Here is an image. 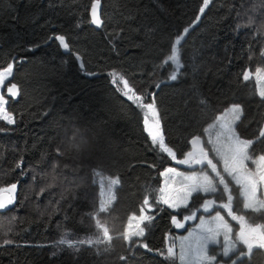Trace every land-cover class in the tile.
Returning a JSON list of instances; mask_svg holds the SVG:
<instances>
[{
  "label": "trees",
  "instance_id": "1",
  "mask_svg": "<svg viewBox=\"0 0 264 264\" xmlns=\"http://www.w3.org/2000/svg\"><path fill=\"white\" fill-rule=\"evenodd\" d=\"M92 1L0 0V68L13 63L4 93L15 121L0 119V187L17 185L14 204L0 211V264H172L161 254L178 232L172 216L182 219L205 198L223 197L219 190L200 193L198 202L189 201L191 211L153 204L144 237L134 238L140 244L129 245L122 238L127 220L146 196L150 203L159 198L161 171L177 165L191 150L190 138L202 139L207 123L231 103L243 110L236 132L257 141L256 156L264 154V138L257 140L264 97L252 75L264 69V0H210L203 13V0H99L98 28L90 21ZM175 39L183 67L171 80L174 68L165 62ZM113 74L143 102L154 101L176 159L152 143L141 106L113 83ZM12 84L15 97L7 91ZM94 169L120 181L117 199L100 216L113 239L79 251L58 247L66 233L72 241L97 236L89 216L99 206ZM232 187L239 213L242 198ZM247 215L264 224L261 214ZM210 253L219 264L239 255L225 258L220 246ZM237 264H264V248L254 247Z\"/></svg>",
  "mask_w": 264,
  "mask_h": 264
},
{
  "label": "snow or ice",
  "instance_id": "2",
  "mask_svg": "<svg viewBox=\"0 0 264 264\" xmlns=\"http://www.w3.org/2000/svg\"><path fill=\"white\" fill-rule=\"evenodd\" d=\"M210 0H203V6L200 8V12L203 13L208 6ZM99 0H94L92 4V22L95 24H101L97 14V5ZM199 19V17L197 18ZM188 29H185L187 32ZM55 39L59 40L60 44L67 49L68 43L65 41L64 36H57ZM180 40L177 39L176 43L171 48V53L167 57L168 61H171L174 65L173 71L170 73L169 78L176 80L180 69L183 64L180 61V50L177 47ZM264 55V53H262ZM258 73L260 69L256 70ZM13 65L8 64L6 68L0 71V85L5 83V80L12 76ZM113 74V83H117L116 76ZM244 79H249V73H244ZM119 80L123 82V86L128 91H132L129 87L128 81L122 76ZM8 93L15 97L18 95V89L16 84H12L8 89ZM128 91L124 94L128 95ZM260 96L264 97V91L260 92ZM130 99L141 100L140 97L130 96ZM6 101L3 95H0V119L6 120L9 124L14 123V118H10L5 112ZM148 109H152L155 112L154 101L153 103L143 105ZM243 110L240 105H232L231 108L226 110L225 116L217 117V122L210 126L215 128L219 125L220 131L217 132V138L214 142L211 138L207 143L212 144V151L220 157V161L213 162V159L209 158L208 151L201 145V137L193 136L191 143L193 144V150L189 151L184 159L178 161L182 165H204L211 169V172L215 174L214 180L207 172L201 171L198 175L195 171H192L190 175L184 173H177V175L183 178L181 187L174 190L175 195L172 194L166 188L159 189L160 196L156 198L153 196V200L150 203L149 198L146 196L143 204L151 208L153 204H164L169 208H189V201L198 202L200 193H217L218 186H222V191L227 193V202L221 203L220 208L225 209L227 216L232 221L238 224V229L234 231L233 224L230 223L220 211H216L214 216L205 219L200 217V224L193 233H189L188 237L180 238L179 252L175 251L176 242L172 241L171 245L167 248L166 257L172 261V264H176V260L180 261V264H219L217 261V254H210V249L214 250L215 247H221V255L225 258L230 257L232 254L239 252L236 258L232 260V264H237L244 256L251 254L254 247L264 248V224L254 223V217L248 216V212L261 214L264 216V154L256 156L254 153L253 145L257 142L252 139H242L236 132L237 122L240 121ZM230 116V118H228ZM147 125V119L145 120ZM149 135L152 139V143L159 147V149L167 153L172 159H176V154L172 148L168 147L163 139L162 134L158 128H147ZM209 129H205L208 132ZM224 138L225 142H222L221 138ZM264 138V130L260 131L257 140ZM197 145H201L197 147ZM75 147H79L75 145ZM222 161L223 173L230 177V180H226L225 175L218 169L217 164ZM249 162L254 168L249 167ZM167 173L176 172V169H166ZM93 174L98 177V183L100 185V199L99 206L94 213H90L89 216L95 222V228L97 236L95 239L89 237L79 241H72L68 239V234L58 242L59 246H66L69 249L79 251L82 246H96L102 243H109L113 237L110 235L109 228L106 226V222L100 219L102 213H106L113 202L117 199L115 195V189L120 184L119 178L104 177L99 170L94 169ZM97 181H94V183ZM237 186L238 196L242 198V209L239 213L234 209L233 204L236 197L233 195V187ZM17 185L15 183L8 187H0V210L8 208L15 202V190ZM42 192L44 189L41 190ZM215 200L205 199L203 204L200 205L205 212H209ZM141 215L136 217L135 215L128 218V225L125 232L122 234V238L132 246L140 244L139 240L134 238L144 237L145 228L149 227L153 217L145 215V209L141 208ZM196 213L191 212L190 215L184 216L183 220L196 219ZM136 221L133 224V221ZM147 222V223H145ZM172 223L177 228L184 227V223L172 216ZM144 224V227L141 225ZM222 237V241L221 238ZM5 244H10L12 241H4ZM245 246L247 251L240 252L239 246ZM147 248L146 244L140 245ZM161 254H165L161 252ZM126 259V257H121Z\"/></svg>",
  "mask_w": 264,
  "mask_h": 264
},
{
  "label": "rangeland",
  "instance_id": "3",
  "mask_svg": "<svg viewBox=\"0 0 264 264\" xmlns=\"http://www.w3.org/2000/svg\"><path fill=\"white\" fill-rule=\"evenodd\" d=\"M176 40L177 39H175L174 44L176 43ZM166 60H167V57H166ZM10 64L13 65V63H10ZM172 65H173V63H172ZM173 68H174V65H173ZM3 69L4 68H0V71H2ZM257 69H260L261 71L258 73L256 71ZM249 75H250V73H249ZM252 75L256 79L258 92L260 93L261 91H264V69L258 67L254 71H252ZM9 78L10 77H8L5 80V83L3 85H0V95H3L4 96V99L6 101V103L4 105L5 112L8 114V116L10 118H13L12 115L7 110V101H8V99H7V97H6L5 93H4V86H5V84H6V82H7V80ZM116 79H117V81L119 83L118 86H119L120 90L124 94L126 91H128V89H125L124 88L123 82L119 80V77L116 76ZM129 87L132 89V91H128V95H125L124 94L125 96H127V97L134 96V97H140V98H142L138 93H136V91L134 90V88L130 84H129ZM133 100L135 102H137L141 106L144 115L147 117V128L148 127H151L154 130L158 128V130H159L160 129V126H159L160 124H159V120H158V117H157L156 109H155V112H153L152 109H148L146 107H143V105L150 104L148 102L147 103L146 102H143V99L136 100L134 98ZM232 105H239V104H237V103H231L228 106H226L220 113H218L216 115V117L213 120H211L209 123H207V125L204 128V135H203V138L201 140H202V142L204 141L209 146V149L211 151V154L209 155V153H208V155H209V158L213 159V162L214 163H217L218 161H220V157H218L216 155V153L214 151H212L213 145L207 143V141H208L209 138H211L215 142L216 141V138H217V135L216 134H217L218 131H220V129H219V125L218 124H217V126L215 128H210V126H212L213 124H215L217 122V117L225 116L226 110L229 109V108H231ZM228 118H230V116ZM205 129H209V131L208 132H205ZM221 140H222V142H225L226 143V141H224V138L223 137L221 138ZM190 151H192V150H190ZM188 152H186L185 155ZM185 155L182 158H180V159H184L185 158ZM180 159H178V161ZM178 161H177V165L167 166V167H165L161 171L162 179H163L162 180L163 183L161 185V188H166L167 190L170 191L171 188H172V186L174 184H177V182H179V183L182 182L183 178L181 176L177 175V173H184L185 175H190L192 173V171H195L199 175L201 173V171H203V172H207L210 176H212L214 180L216 179L215 174L211 172V169L209 167H207L206 163L204 165H193V166H189V165H186V164L185 165L179 164ZM217 166H218V169L222 172V174H224L223 173V164H222V161L219 162L217 164ZM249 167L250 168H254V166L250 162H249ZM169 168L176 169V172L167 173L166 172V169H169ZM224 175H225L226 180H230L231 179L230 177H227L226 174H224ZM104 177H108V176H104ZM180 187H177L175 189H178ZM174 190L172 191V194L173 195H175ZM218 190H219V192L221 191L220 194L222 195L223 199H221V200L220 199H216L213 196H209V197L205 198V199H208V200H215L216 201V203L213 205L212 209L209 210V212H205L203 210V208H201V207L200 208H197V212H196V217L197 218L196 219H193V220H190L188 222H185L184 227H182V228H177L174 225L175 229L177 228L178 232L175 233V235L173 234V235H169L168 236V238H167L168 240H167L166 247H165V254H166L167 248L171 245V243H172L173 240H175V242H176L175 251L178 253L179 252L180 238L188 237L189 236V233H193L194 230L197 229V226L200 224V217H203L205 219H208V218H210V216H214L216 211H220L221 214L225 216V219H227L230 223L233 224L234 231L236 229H238V224L236 222L232 221L231 218L227 216V212H226L225 209L220 208V204L221 203H226L227 202V193H225V192L222 191V186H218ZM15 192H16V190H15ZM99 199H100V185H99V192H98V201H99ZM204 200H203V202H204ZM203 202L201 203V205L203 204ZM98 204H99V202H98ZM142 208L145 209L144 214L146 215L147 210L150 209V208H148V206H145V205H143ZM172 209H176V208H172ZM190 214H188V215H190ZM133 215H135L136 217H139L141 215V211L138 214H132L131 216H133ZM185 216H187V215H185ZM183 217H182V219H183ZM182 219H178V220L181 221ZM135 223H136V221L134 220L133 221V224H135ZM127 225H128V220H127V223H126V228H127ZM176 261L180 264V261L178 259Z\"/></svg>",
  "mask_w": 264,
  "mask_h": 264
},
{
  "label": "water",
  "instance_id": "4",
  "mask_svg": "<svg viewBox=\"0 0 264 264\" xmlns=\"http://www.w3.org/2000/svg\"><path fill=\"white\" fill-rule=\"evenodd\" d=\"M94 3V0L91 2V4H90V8H89V16H90V21H91V24L95 27V28H98L99 26H100V24L98 25V24H95V23H93L92 22V11H91V9H92V4ZM97 14H98V16H99V18H100V2H99V4L97 5ZM101 20V19H100ZM147 119V117L146 116H143V119H142V124H143V130L145 131V132H147L148 133V131H147V125L145 124V120ZM159 132L162 134V130L161 129H159ZM149 134V133H148ZM194 136H199V135H194ZM192 138H193V136L190 138V148H191V150H193V144L191 143V141H192ZM201 145L204 147V145H203V142H202V140H201ZM201 145H197V147H199V146H201ZM205 148V147H204ZM206 149V148H205ZM1 211V210H0ZM193 212H197V209H195ZM188 221H190V220H188ZM188 221H184L183 219L181 220V222L182 223H184L185 224V222H188Z\"/></svg>",
  "mask_w": 264,
  "mask_h": 264
},
{
  "label": "crops",
  "instance_id": "5",
  "mask_svg": "<svg viewBox=\"0 0 264 264\" xmlns=\"http://www.w3.org/2000/svg\"><path fill=\"white\" fill-rule=\"evenodd\" d=\"M163 183V182H162ZM181 184H182V182H177V184H174L173 186H172V188H171V190H170V192H172L175 188H177V187H180L181 186Z\"/></svg>",
  "mask_w": 264,
  "mask_h": 264
}]
</instances>
